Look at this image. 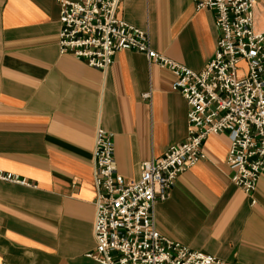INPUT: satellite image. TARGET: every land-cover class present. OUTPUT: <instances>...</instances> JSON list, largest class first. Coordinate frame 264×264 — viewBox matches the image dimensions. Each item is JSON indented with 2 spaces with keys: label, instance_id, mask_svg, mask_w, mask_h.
<instances>
[{
  "label": "crops",
  "instance_id": "1",
  "mask_svg": "<svg viewBox=\"0 0 264 264\" xmlns=\"http://www.w3.org/2000/svg\"><path fill=\"white\" fill-rule=\"evenodd\" d=\"M117 15L143 28L150 46L198 70L214 49L208 8L193 0H119ZM264 28V3L254 5ZM57 0H0V262L101 264L92 219L93 131L112 133V164L136 178L142 160L185 136L187 104L173 74L130 48L99 69L59 52ZM148 92V96L143 93ZM225 132L209 133L204 157L180 171L156 200L155 228L220 262L264 264V175L251 197L229 180Z\"/></svg>",
  "mask_w": 264,
  "mask_h": 264
},
{
  "label": "built area",
  "instance_id": "2",
  "mask_svg": "<svg viewBox=\"0 0 264 264\" xmlns=\"http://www.w3.org/2000/svg\"><path fill=\"white\" fill-rule=\"evenodd\" d=\"M256 2L193 0L196 8L211 10L217 30L212 55L195 70L153 49L145 29L117 15L119 0H57L59 52L104 69L115 50L140 51L149 62L171 71V87L187 104L184 138L159 156L142 160L136 178H124L114 168L112 133L94 128V246L87 252L92 259L101 264L220 262L160 233L152 209L156 200L167 197L176 175L204 157L206 135L218 132H225L229 139L225 158L229 180L253 201L256 180L264 175V28H255ZM0 179L31 184L1 169Z\"/></svg>",
  "mask_w": 264,
  "mask_h": 264
}]
</instances>
